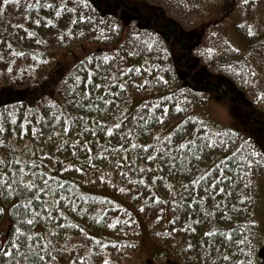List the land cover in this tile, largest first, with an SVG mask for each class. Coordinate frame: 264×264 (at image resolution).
<instances>
[{
    "label": "trees",
    "instance_id": "obj_1",
    "mask_svg": "<svg viewBox=\"0 0 264 264\" xmlns=\"http://www.w3.org/2000/svg\"><path fill=\"white\" fill-rule=\"evenodd\" d=\"M128 1L19 0L17 4L9 0L5 5L0 0V72L7 77L14 73L11 82H6V78L0 85V109H9L11 113L0 123L7 120L13 138L18 143L28 140L30 144L25 158L7 143L0 147V155L7 154L11 160V154L15 153L22 161L21 167L28 159L35 160L41 172L51 177L47 195L37 190L34 194L25 193L24 197L11 194L0 197V207H9L10 221L4 233L2 221L6 214L0 213V239L11 238L17 227H24L26 220L32 219L31 214L24 215L25 206L33 195H41L48 207L32 205L28 211L35 209L39 213L32 226L33 235L42 233L45 241H51L44 244V252L48 254L44 264H103L110 259V253H115L111 249L116 245L113 240L119 237L116 241H121L126 232L130 241L134 239L131 226L141 229L140 215L156 230L150 231L151 236L168 246L160 248L166 261L148 257L146 264H181L182 258L185 264H226L219 259L222 254H231L240 264H264V234L259 233L254 221V210L248 197L245 198L247 190L240 183V175L230 171L238 163L232 156L238 145L251 161L259 162L260 158L241 135L228 129L215 133L197 125L193 117L194 109L203 105L208 95L228 97L233 92L226 83L208 80L200 85L193 67L182 76L177 71L169 37L176 34L177 19L186 20L185 14L195 10L192 25L201 43L194 45L199 54L193 57L195 63L223 72L246 97L253 96L257 102L253 82L264 62V26L255 28L254 24L264 19V0H160L159 4L163 2L166 6L163 12L173 17L157 25L155 33L148 23L141 24V37L134 31L131 33L124 14L121 17L117 14L114 19L116 6L126 8ZM223 1H233L238 8L222 11ZM45 3L50 7H44ZM141 4L147 6L148 0ZM238 9L245 24L237 22L236 29L245 41V52L235 47L224 33L205 34V14L217 13V17L224 18L228 13L232 18ZM91 43L114 48L95 51L76 61L66 75L54 82L62 75L56 70L39 87L41 91L55 83L56 95L52 92L35 102L28 100L35 93L30 91L35 81L32 75L46 69L52 60L51 52L81 49ZM21 75L27 83L15 78ZM109 76L114 77V82ZM121 83L125 85L123 89L119 87ZM94 84H107L110 92L94 88ZM100 96L111 103L105 104ZM69 115L72 119H68ZM17 124L19 127L14 130ZM117 124L119 128L114 127ZM32 128L37 130L35 134ZM108 128H112L111 133ZM129 132L132 134L128 135ZM165 137L172 144L196 140L190 145L193 153L188 160L181 158L178 168L147 158L164 155L168 146ZM207 140L224 147L225 158H217ZM189 163L197 174L189 170ZM221 164L228 179H223L217 170L216 166ZM205 172L211 175L205 176ZM202 176L200 184L191 186V196L196 198L193 200L184 189L190 180ZM212 176L221 177L214 187L209 186ZM104 187L120 197L123 195L132 206L131 211L121 201L100 197L98 189ZM206 232L212 235L205 236ZM229 238L230 245L226 243ZM83 246L90 247L94 256L83 255ZM25 255L34 257L35 250L25 251ZM81 256L83 260L79 259ZM16 264H26L20 254Z\"/></svg>",
    "mask_w": 264,
    "mask_h": 264
},
{
    "label": "rangeland",
    "instance_id": "obj_2",
    "mask_svg": "<svg viewBox=\"0 0 264 264\" xmlns=\"http://www.w3.org/2000/svg\"><path fill=\"white\" fill-rule=\"evenodd\" d=\"M142 1L143 0H130L128 1V6L126 8L122 5H117L114 17V19H117V14L120 17L124 14L123 19L130 23L131 33L134 31L140 37L142 35L140 28L141 24L144 25L148 23L151 26V32L155 33L157 25L159 26L161 24H165L167 20L169 21L173 17V15L169 12L168 15L163 12L162 8H166V6H164L163 2L160 5V0H148V7L141 4ZM232 2L233 1H223L224 6H222V11H225V8L226 11L237 9L238 7H236ZM238 11L239 9L235 11L236 13H233L232 18L228 17V13L226 14L227 17L224 18L217 17V13L205 14L203 18L205 22V34L207 31L208 34L213 33L216 34V36H219L220 33H224L228 36V39L233 42L235 47H237L240 51L245 52L247 50L245 41L236 29L237 22L245 24V21L243 20V14H239ZM262 11L264 12V2ZM151 12H154L153 16H151ZM263 12L262 15H264ZM185 18L186 20L183 21L181 19H177L178 24L176 25V34L173 38L171 35L169 36L171 38L173 58L178 68L177 71L184 76L189 73L188 69L193 67V73L198 75L200 85L204 84L208 80H211L214 83H226L230 86L233 92V94L228 97H219L217 94L208 95L204 104L199 105L194 109L193 117L196 119L195 123L201 127L205 126V128L207 127L218 134L225 129L232 130L238 135H241L243 140H248L251 144V150L257 152L260 161H254L253 163L248 164V161L251 160L250 156L243 151L239 145L234 147L232 156L238 163L233 165L230 171L234 172L235 175H240V183L247 190L245 198L247 200L248 197L250 200V207H253L254 210V221L258 225L259 233L264 234V62L259 71L256 72L258 75H256L255 81L253 82L256 91L255 98L257 100V102H254L253 96L251 98L246 97L242 90L239 89V86L233 83L223 72H216L212 67H209V70L203 68V64L198 65V62L195 63L193 57L199 56V54L197 53V48H195L194 45L196 43L201 45V43H199L200 38L197 36V31L192 25L193 22L195 23V10L186 13ZM115 22L118 24L117 20ZM254 25L255 28H263L264 19ZM167 32L168 31L166 30L165 34H167ZM123 33H125V31ZM158 33L161 34L159 31ZM113 48L114 47L111 45L91 43L83 45L81 49H61L51 52L49 56L52 60L46 69L38 75L36 73L32 75L35 78V81L34 84H32L33 87L30 91H34L35 93L30 94L28 100L30 102H35L42 95H47L45 97H49V95L51 96L52 92L56 95L58 88H55V83H51L50 87L46 86L39 91V87L42 86L43 82L48 80L49 75H52L56 70L58 72H62V75H58V78L53 80L54 82L66 75V73L74 66L76 61L86 59L95 51L100 50L107 52ZM221 54H223V52ZM187 56H189V59H187ZM17 67L21 68L20 65ZM12 74H10L11 77L10 75L7 77L6 73L4 75L3 71L0 72V85L5 82L6 78V82L8 80L11 82L12 78H14ZM15 78L20 83L28 82L24 80L22 75ZM45 84H48V82ZM196 85L200 86L199 84ZM0 113L7 114L10 113V110L0 109ZM30 119L33 120V116H31ZM100 121L103 122V120ZM18 127L19 126L17 124L13 127V129L16 130ZM8 129L9 130L3 134V139L7 141V144L14 145L25 158L27 147L30 145L28 140L18 143L13 138L11 129ZM207 146L212 147L211 150L215 153L217 158H225L224 147L217 146L214 142L211 145L207 144ZM77 166L79 167V163ZM152 177L157 178L156 175H153ZM88 179L90 180V176ZM98 195L106 200H112L115 202L121 201L122 204L129 209L128 211H131L132 209V206L127 202V199H125L123 195L121 197L116 195L109 187L98 189ZM256 197L258 198V201ZM8 210L9 207H6V216L2 221V229L4 233L5 229L7 230L10 225V221L7 216ZM125 215L129 216L127 212H125ZM138 224L141 225V229L131 226V233L134 236V239L131 241L129 240L127 232L121 241H116L119 237L116 240H113L116 245L111 249H114L115 253H110V259L104 261H108L110 264H146L148 257L157 261H166V259L160 255V248H167L168 246L159 244V240L156 237H152L150 234V231L156 232V230L151 228L141 215L139 216ZM163 239L165 240V238ZM101 251L103 253V249ZM82 254H85V256H88L89 254L94 256L95 253L90 247L83 246ZM181 264H185L184 258H182Z\"/></svg>",
    "mask_w": 264,
    "mask_h": 264
},
{
    "label": "snow or ice",
    "instance_id": "obj_3",
    "mask_svg": "<svg viewBox=\"0 0 264 264\" xmlns=\"http://www.w3.org/2000/svg\"><path fill=\"white\" fill-rule=\"evenodd\" d=\"M15 2L18 4L19 0H15ZM38 2V0H37ZM3 3L7 5L9 3V0H3ZM64 6V5H61ZM44 7H50L47 3H45ZM83 19V17H81ZM39 23V21H36ZM108 79L110 81L114 82V77L109 76ZM94 88H104L105 90H108L110 92V89H108L107 84H94ZM121 89L125 87L123 83L119 85ZM99 99L103 101L105 104H110V100H106L104 96H100ZM5 115L11 116V113L7 114H0V119H4ZM68 119H72V117L69 115ZM80 117H77V120H79ZM140 120H143V117H139ZM75 122V121H73ZM15 123V121H13ZM103 123V122H102ZM114 127L119 128L120 125H114ZM7 126V120H5L4 123H0V137L3 136V134L8 131ZM32 133H36V129L32 128ZM64 131H67V127L64 128ZM108 132H112V128H108ZM132 133L129 132L128 135H131ZM205 135L206 134H203ZM199 139V137H197ZM165 140H168V137H165ZM7 141L3 138H0V147L6 145ZM196 143V140H190L188 141V144L185 143H177L172 144L170 140H168V146L166 148V151L163 156H148L147 158L149 160H159L161 165L167 164L172 168H178L181 166L180 161L181 158L183 160H188L189 155L193 153L192 148L190 147L191 144ZM207 144L211 145L213 142L211 140L206 141ZM131 147H135V145H130ZM119 147V145H118ZM143 147H150L148 145H144ZM173 148L176 149V151H173ZM90 151V149H89ZM12 159H8V155H0V197L7 198L10 194L16 197H24L25 193L31 192L36 193L37 190L39 193L43 195L48 194V184L51 177L47 174H43L39 168V165L36 164L35 160L28 159L25 166L21 167L22 161L19 160L15 153H12ZM255 155V153H253ZM196 159H199V157H196ZM254 161L249 160L248 164L253 163ZM27 165H31V168L27 167ZM69 167H72V165H69ZM218 171H221L222 178L228 179L227 176L223 175V168L224 165L216 166ZM64 170V169H61ZM189 170L193 171V174H197L196 170L192 168L191 163H189ZM205 176H210V172H205ZM33 177V179H28V177ZM204 177L202 176L199 180L192 179L189 182V186H186L184 191L187 193L191 199L195 200V197L191 196L192 188L191 186L200 184L201 181H203ZM221 180V177L212 176L211 177V184L210 187H214L218 181ZM15 185V187H13ZM220 191H224L223 188L219 189ZM208 189L205 188V192H207ZM173 203H177L176 201H173ZM36 205L38 207L47 208L48 205L44 202L41 195H33L32 199L28 201V204L25 206L24 215L27 216L29 214L32 215V219H27L26 224L24 227H17L15 229V234L5 240L0 239V264H16V257L18 254L23 256V258L26 261V264H37V261L39 264H44L45 259L48 257V254L44 252V244H51V241H45L43 238L42 233H37L33 235V228L37 217L39 216V213L33 209L31 213H29L28 209L32 206ZM5 209L3 207H0V213H3ZM63 213H61L62 215ZM47 218L51 220V213L47 214ZM199 223V221H197ZM194 231V229H193ZM51 235V233L49 234ZM205 236H211V232L204 233ZM226 243H229L230 245V238ZM240 243H244V241H240ZM191 248L192 245H189ZM35 250V256L31 257L28 255H25V251L27 252H33ZM237 252L243 256V252L240 249H237ZM43 253V255H41ZM80 260H83L84 257H79ZM220 260L226 262V264H240V261L238 259H235L231 256V254H222L219 257ZM246 260V257H245ZM103 264H108V261H104Z\"/></svg>",
    "mask_w": 264,
    "mask_h": 264
}]
</instances>
